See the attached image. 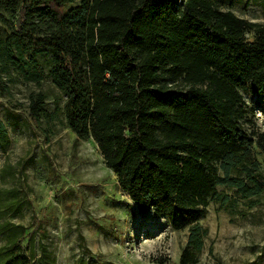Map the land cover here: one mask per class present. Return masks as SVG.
I'll list each match as a JSON object with an SVG mask.
<instances>
[{
  "label": "trees",
  "instance_id": "1",
  "mask_svg": "<svg viewBox=\"0 0 264 264\" xmlns=\"http://www.w3.org/2000/svg\"><path fill=\"white\" fill-rule=\"evenodd\" d=\"M233 4L0 0V44L18 46L23 36L33 55L51 56L48 74L65 95L76 138L95 141L141 214L164 216L175 230L188 227L180 264H193L202 248L206 231L198 220L219 196L218 185L245 198L264 190L252 150L254 142L262 151L264 145L243 126L244 94L264 111V24L237 16ZM2 29L9 32L3 41ZM44 100L31 96L36 122L46 113ZM20 238L2 247V264H23ZM41 251L39 263L54 264Z\"/></svg>",
  "mask_w": 264,
  "mask_h": 264
},
{
  "label": "rangeland",
  "instance_id": "2",
  "mask_svg": "<svg viewBox=\"0 0 264 264\" xmlns=\"http://www.w3.org/2000/svg\"><path fill=\"white\" fill-rule=\"evenodd\" d=\"M230 10L264 24V0H234ZM13 43L0 44V251L17 235L23 264H40L42 246L54 264H180L188 227L175 230L164 216L138 211L95 141L77 139L67 126L65 95L48 74L51 56L33 55L23 36ZM37 93L45 95L46 113L36 122ZM244 100L243 126L264 145V111L254 95ZM252 150L264 177V151L255 142ZM216 189L198 220L206 232L193 264H264V190L245 198L232 187Z\"/></svg>",
  "mask_w": 264,
  "mask_h": 264
}]
</instances>
